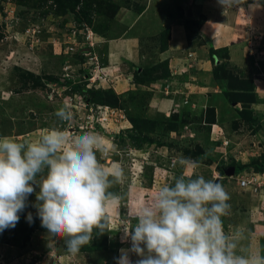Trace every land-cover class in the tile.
Wrapping results in <instances>:
<instances>
[{"label": "rangeland", "instance_id": "obj_1", "mask_svg": "<svg viewBox=\"0 0 264 264\" xmlns=\"http://www.w3.org/2000/svg\"><path fill=\"white\" fill-rule=\"evenodd\" d=\"M87 1L91 3L79 0L73 8L68 3L63 11L53 0H0V137L32 142L53 128H70L76 135L85 132L94 135L106 149L97 151L98 161L106 170L113 167L124 170L123 182L109 189L120 199L106 208L109 227L105 233L100 235L94 229L91 243L73 255L66 250L63 239L57 240L53 251L47 246V230L41 227L37 210L32 206L36 194H31L16 226L0 232V264H114L117 249L125 243L131 245L130 238L122 242L123 228L135 223L129 213L151 202L162 186L172 185L175 178L188 174L189 169L179 164L182 157L197 162L193 178L202 175L206 180H215L229 194L231 208L222 217L226 234L229 230L233 232L246 217H261L264 224L263 212L258 216L251 213L252 204L257 201L264 207V169L245 166L264 159V106L255 104L264 102V0H251L257 13L249 14L243 9L238 14L235 37L241 43L237 49L247 57L244 64L233 65L226 48L216 51L217 58L214 55L209 58V79L214 91H218H208L210 94L201 99L207 102V107H203L196 93L185 91L181 93V101H173L164 112L153 110L152 105L159 101V94L168 98L169 83L162 88L158 82L155 90L158 94L154 97L140 83L150 85L167 76L170 72L167 62L151 58L145 66L135 65L132 69L140 83L132 78L133 83L130 81L116 90L109 85L117 80L111 82L103 76L100 78L103 88H98L96 82L97 73L110 76L108 70L95 66L105 62V48L99 41L122 30L115 21L111 3L135 10L138 3ZM189 9L195 14L187 15L184 11L181 17L188 28L189 45L194 46L197 44L194 33L203 16L192 5ZM165 35L161 33L160 40H166ZM218 63L223 65L219 71ZM256 71H260L258 76L253 73ZM45 87L51 90L48 92ZM126 87L128 90L117 92ZM53 88L59 91V95L55 91L56 104L51 102ZM68 95H74L78 104H87V96L92 95L98 104L95 102L93 109L76 108L71 104L74 99L69 100ZM182 100L187 110L181 108ZM49 104L57 107L56 111L67 104L73 120L59 121ZM241 108L246 109V115L239 114ZM87 112L92 114L90 118ZM230 134L235 135L234 140L228 137ZM239 166L243 168L235 172ZM230 168L234 173L228 172ZM240 178L256 181L242 187L238 183ZM29 212L32 223L26 219Z\"/></svg>", "mask_w": 264, "mask_h": 264}, {"label": "clouds", "instance_id": "obj_2", "mask_svg": "<svg viewBox=\"0 0 264 264\" xmlns=\"http://www.w3.org/2000/svg\"><path fill=\"white\" fill-rule=\"evenodd\" d=\"M217 2L227 11L243 0ZM55 116L62 122L73 119L66 105ZM97 151L106 149L94 135H76L70 128L45 130L32 142L0 137V232L16 226L35 193L32 206L52 251L63 239L75 255L91 243L94 229L103 235L109 227L106 208L120 199L109 189L123 182L125 173L121 167L106 170ZM179 164L189 169L187 175L129 213L135 223L123 228L122 242L130 238L131 247L120 249L116 264H133L131 254L139 257L135 264H264V256L238 254V241L224 232L222 217L231 205L223 185L202 175L193 178L198 164L189 158ZM26 219L33 222L31 212Z\"/></svg>", "mask_w": 264, "mask_h": 264}, {"label": "crops", "instance_id": "obj_3", "mask_svg": "<svg viewBox=\"0 0 264 264\" xmlns=\"http://www.w3.org/2000/svg\"><path fill=\"white\" fill-rule=\"evenodd\" d=\"M134 1L138 3V9L135 10L129 6L119 5V8L114 15L115 21L119 23L122 29L121 32H119V34L116 36L99 41L105 48V62L103 64H100L99 62L98 64L95 63V66L101 70H108V74L110 76L107 74L101 75V71L99 74L95 73V76L97 77V81H95L99 84L98 88L104 87V85H102L103 80L100 82V78H103V76H105L106 79H109V81L117 80L112 84L109 83V86L115 89L116 87L119 88L122 85L125 86V84H128L130 81L133 83L132 78H134V80L137 82L141 81L136 77V74L132 69L135 65H137V67H139L140 64L145 66V63L151 60V58H153L155 62H167L166 64L168 70L170 69V72L167 76L160 77V80L156 81V83L151 82L150 85L139 82L141 86L146 88L145 90H147V92H152L151 97H154L158 94V92L155 91L157 89L158 82H160L162 88L169 83L168 88L171 91L168 90V94L169 92L171 93L168 95V98L163 94H159V101L156 105H152L153 108L151 107L153 110L164 112L169 109L170 104L173 101L176 102L180 100L182 92L186 91L189 93H196V96L199 97V100L201 101V99L203 100L207 96L209 93L208 91H212L214 93L218 91H214V85L209 79L208 70L210 67L208 62L210 58V48H226L229 51V60L233 63V65L244 64V60L247 57L244 58L242 52L237 49V46H240L241 43L237 42V37H235V34L236 30H238L239 12H241L243 9L249 14H253L254 12L258 11V9L255 7V3L251 2V0H243V3H239L227 11H225L218 4L217 0ZM189 5H192L193 8L199 9L197 13H200L203 16L201 24L198 26V28H196V32L194 33V36L197 38H195L197 44L194 46L189 45L190 40L187 36L188 28L182 23L183 20L181 17L184 11H187V15L195 14L194 12L191 13ZM252 19L253 18L249 20L251 25ZM245 24H247V22ZM161 33L166 34V40H160ZM161 46L162 49H160ZM215 58H217V56H215ZM95 60L97 62V58H95ZM215 62H218L217 59H215ZM193 67L194 71L192 69ZM96 70L98 69H95V72ZM253 73L258 76L260 71ZM255 78L256 77L253 79L256 81ZM194 79H199V81L195 82ZM69 84L73 85L72 82ZM53 85L54 83H52L50 86ZM54 86H56V82ZM63 87L66 88V86ZM48 88L46 89L49 92L51 89ZM126 88L120 92H117H124V90H128V88ZM53 89L54 90L50 92V96L53 95L55 98L53 97L51 102L52 104H56L58 99L56 97V92H58L59 95V91L56 88ZM165 89L167 90V87ZM66 97L72 101L74 99V104H71L75 105L76 108H85V110L87 109L86 106H88L89 109H93V107L98 104L97 101H91L89 96H87L86 99V102H88L87 104H78L74 98V95L73 97L71 95ZM184 100H182V102L179 104L181 108H185L184 110H187ZM187 101L188 100H186V102ZM95 102H97V104ZM205 103L203 104L204 108L207 107ZM255 104L258 106H264V102ZM66 106L68 105L66 104ZM50 107L53 108L55 106L53 105L52 107L50 105ZM56 108H53V110L56 111ZM86 116H89L90 118L92 114L87 112ZM230 135L231 136L228 137L231 138V140H234L235 135ZM262 191L264 192V188ZM252 206V214H256V216H258V214L260 215L262 212L264 214V207L260 206V201H257L256 205L253 203ZM254 217L253 219L246 217V220L243 218L239 222V226L234 228L233 232L229 230L227 233L229 236L238 241V254L264 256V224L261 223V217L257 219ZM229 225L230 224H228V226ZM130 247V244L125 243L117 249V252H115L114 264H116L115 258L120 255V249H128ZM131 259L133 264H135V261L139 259V257L131 254Z\"/></svg>", "mask_w": 264, "mask_h": 264}, {"label": "trees", "instance_id": "obj_4", "mask_svg": "<svg viewBox=\"0 0 264 264\" xmlns=\"http://www.w3.org/2000/svg\"><path fill=\"white\" fill-rule=\"evenodd\" d=\"M54 2H55V4H56V6H58L59 7V9H61V10H65V8H66V5L68 4V3H72V5H71V8H73V6L74 5H77L78 4V2H79V0H53ZM91 1V0H90ZM93 1H95V0H93ZM85 2L86 3H91V2H88L87 0H85ZM111 6L113 7V15L116 13V11L118 10V6H116V5H113L112 3H111ZM217 50H219V49H213V48H210L209 49V55H210V57L211 58H213V56L212 55H214V54H216L217 52ZM217 69L216 70H220L222 67H223V65L221 64V63H218L217 65ZM143 70V69H142ZM141 70V71H142ZM218 70V71H219ZM139 74H140V72H138ZM142 73V72H141ZM214 73V72H213ZM220 73V72H219ZM216 75H217V73H215ZM214 74V75H215ZM89 98H90V100L92 101V100H94L95 101V98H93L92 97V95L91 96H89ZM230 101H232V100H230ZM250 111V110H249ZM238 112H239V114H241L242 116L243 115H246L247 114V112H246V109L245 108H241V109H238ZM248 113H250V112H248ZM246 167H250V166H253L254 168H256V169H259V170H262V169H264V159L261 161V163H257V162H255V163H252V164H248V165H245ZM243 168V166H239V167H237L236 169H235V172H239L241 169Z\"/></svg>", "mask_w": 264, "mask_h": 264}, {"label": "built area", "instance_id": "obj_5", "mask_svg": "<svg viewBox=\"0 0 264 264\" xmlns=\"http://www.w3.org/2000/svg\"><path fill=\"white\" fill-rule=\"evenodd\" d=\"M250 45V44H249ZM93 76V75H92ZM88 79H90V80H92L93 79V77H88ZM89 117V116H88ZM263 175H264V173H263ZM249 180V181H248ZM256 181V178H251V179H249V178H247V179H245V178H240L239 180H238V183H239V185L240 186H242V187H244L245 185H248V184H250L251 182H253V181ZM259 185V184H258Z\"/></svg>", "mask_w": 264, "mask_h": 264}, {"label": "water", "instance_id": "obj_6", "mask_svg": "<svg viewBox=\"0 0 264 264\" xmlns=\"http://www.w3.org/2000/svg\"><path fill=\"white\" fill-rule=\"evenodd\" d=\"M229 173H234V169L230 168V170H228Z\"/></svg>", "mask_w": 264, "mask_h": 264}]
</instances>
